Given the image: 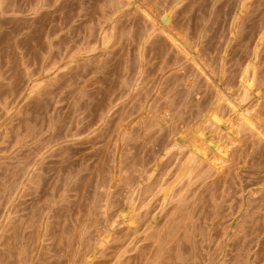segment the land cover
Listing matches in <instances>:
<instances>
[{
    "label": "rangeland",
    "instance_id": "rangeland-1",
    "mask_svg": "<svg viewBox=\"0 0 264 264\" xmlns=\"http://www.w3.org/2000/svg\"><path fill=\"white\" fill-rule=\"evenodd\" d=\"M39 1L0 0V264H264V139L225 100L224 166L159 191L187 151L216 160L191 131L217 89L264 129V0H143L206 73L142 0Z\"/></svg>",
    "mask_w": 264,
    "mask_h": 264
},
{
    "label": "bare ground",
    "instance_id": "bare-ground-1",
    "mask_svg": "<svg viewBox=\"0 0 264 264\" xmlns=\"http://www.w3.org/2000/svg\"><path fill=\"white\" fill-rule=\"evenodd\" d=\"M41 1V0H40ZM39 1V2H40ZM72 1V0H71ZM129 4H134L135 2H137L138 0H126ZM145 1V0H144ZM39 2H38V5H39ZM150 2V1H149ZM248 2H249V0H243L242 1V3H241V6H240V10H241V12H242V10L244 9V8H246L247 7V5H248ZM147 3V2H146ZM146 3H143V0L141 1V2H139L138 4H135L136 6L134 7V8H137V10H139V11H141L147 18H148V21H150L151 22V24H150V27L152 28V26H153V29L154 30H159L160 32H161V34H163V36L166 38V39H168L169 40V42H171V44H173V46H175L176 48H177V50L184 56V58L188 61V62H191V63H194L193 65L194 66H198V69H199V64H198V62H197V60L195 59V57H194V55H195V53L193 54L192 53V51H191V49H190V46H189V44L187 45V42H186V38H184V36H182V34H180V33H177V32H175L174 30H173V28H171V26L169 25V23L167 22V20L166 19H164V20H158V18H157V16H155L154 15V13H153V9L151 10L150 8H149V6H148V4H146ZM41 4H42V2H41ZM44 4V3H43ZM37 5V6H38ZM54 5V4H53ZM62 6V5H61ZM65 6V5H64ZM38 7H40V6H38ZM38 7L36 8V10L38 9ZM42 7V6H41ZM68 7V6H67ZM239 10V11H240ZM34 11H35V7H34ZM138 11V12H139ZM37 12V11H36ZM71 12V11H70ZM45 13V12H44ZM141 13V14H142ZM142 14V15H143ZM41 22V21H40ZM33 23H34V21H33ZM37 23V22H36ZM35 23V24H36ZM264 25V24H263ZM41 29V28H40ZM34 30V29H33ZM235 30V29H234ZM28 31V30H27ZM158 31V32H159ZM150 32V31H149ZM261 34H260V37H259V44L258 45H261V44H263L264 43V29H262V32H260ZM28 34V33H27ZM234 34V31L232 30V35ZM148 35V34H147ZM102 37V36H101ZM22 38V37H21ZM31 39V38H30ZM106 41V40H105ZM102 42V41H101ZM108 44V43H107ZM104 46H105V44H104ZM192 47V46H191ZM259 46H257V48H258ZM106 49V48H105ZM100 54V53H99ZM106 54V53H105ZM101 55V54H100ZM197 56V58H198V60L200 61L201 59H199V57H198V55H196ZM255 56H256V53H255V55H254V60L253 61H255ZM96 62V61H95ZM101 62V61H100ZM200 62H202V61H200ZM196 64V65H195ZM67 66V65H66ZM196 66V67H197ZM202 66V65H201ZM204 66V65H203ZM206 67V66H205ZM204 67V68H205ZM94 68V67H93ZM203 68V67H202ZM204 68L202 69V70H204ZM208 68V67H207ZM206 68V69H207ZM249 68H250V64H249V66H248V68H247V70H246V72H245V74H244V76H243V79H242V81H241V83L243 84V86H244V88H245V91L246 90H248V82H249V79H248V72H249ZM95 69V68H94ZM200 71H202L201 70V67H200V69H199ZM210 70V69H209ZM207 71V70H206ZM204 72H205V70H204ZM92 73V72H91ZM206 73V72H205ZM250 85V84H249ZM216 86V85H215ZM31 87V86H30ZM32 87H33V84H32ZM218 86H216V88H217ZM221 89V88H220ZM216 92H217V98H216V100L214 101V103H213V106H212V108H211V111H210V115H211V119L213 120V125H211V123H210V125L212 126V129L213 130H211L210 132H209V134H208V138L205 140L204 138H203V134H200V133H198L197 131H194V130H192L191 131V139H192V142H193V144L194 145H196V146H198V147H204V146H207V147H209L212 151H213V153L215 154V156H216V160L215 159H213L212 157H211V155H208V154H203V155H201L199 152H197L196 150H194V149H191V150H189V151H187V153H186V155L184 156V158H183V160H182V164L180 165V168L178 169V171L177 172H175L172 176H171V178L169 179V181H167V182H165L166 180L165 179H163V183H162V185H161V188H160V192H161V195H162V198H163V203H166L168 200H169V197L172 195V192H173V189L177 186V184L182 180V179H184L185 177H187L188 175H190V173L194 170V168H197V166L196 165H198L199 163H203V162H205V161H207L209 164H212V165H214L217 169H221L223 166H224V163L226 162V160L229 158V146L234 142H232L229 146H226L225 145V142H221V140H222V138H224V137H222L221 139H220V136H219V133H220V127H221V124L223 123V121H224V118L226 117H224L223 116V114H225L224 112L222 113L221 111H222V108H220V106H222L221 104H222V102H224V101H222V100H225L228 104H229V107L231 108V110H230V108H229V110L230 111H232L234 114H237L238 116H239V119L241 120V121H243L245 124H246V126L247 127H249V129L254 133V134H256V135H258V136H260V137H262L263 139H264V129L261 127V125H260V123L259 122H261V119H260V121L258 122V117L257 118H253L252 116H250L247 112L245 113V112H242L241 111V109L239 108V105L237 104V103H235L233 100H231L232 98H228L227 96H226V94H224L223 92H221L219 89H217L216 90ZM227 92V91H226ZM228 93V92H227ZM246 93V92H245ZM240 94H242V93H240ZM239 94V92H238V95H240ZM242 95H244V94H242ZM243 97V96H242ZM242 97H239L240 99H242ZM233 98H235V100H238L239 98L238 97H233ZM244 98H247V97H245L244 96ZM242 100H244V99H242ZM222 101V102H221ZM245 101V100H244ZM211 102V101H210ZM240 102V101H239ZM211 103V104H212ZM241 103V102H240ZM242 104H243V101H242ZM228 107V106H227ZM209 108L207 107V110H208ZM246 109V108H245ZM248 109H249V107H248ZM247 109V110H248ZM206 110V111H207ZM226 112V111H225ZM232 112H229V114L230 113H232ZM201 113H205L204 111L203 112H201ZM253 113V112H252ZM251 114V113H250ZM228 115V114H227ZM253 115V114H252ZM201 116H203V114L201 115ZM206 116V115H205ZM254 117H255V115H253ZM200 118H202V117H200ZM199 119V117L196 119V120H198ZM238 119V120H239ZM200 120L201 119H199V121H196L194 124H192V125H195L196 123H198V122H200ZM236 120H237V117H236ZM192 121V120H191ZM193 121H195V120H193ZM235 121V120H234ZM241 121H240V125H241ZM209 122V121H208ZM208 122H206L205 124L208 126ZM239 122V121H238ZM262 122H263V120H262ZM261 122V123H262ZM184 123V122H183ZM188 123H191V122H188ZM201 123V122H200ZM208 123V124H207ZM235 123V122H234ZM233 123V125L235 126V124ZM236 124H237V122H236ZM186 125V124H185ZM190 125V124H189ZM191 125V126H192ZM240 125H239V127H240ZM184 126V125H183ZM186 126H188V125H186ZM196 126V125H195ZM199 126V125H198ZM206 126V130H207V128L208 127H210V126H208L207 127ZM233 126V127H234ZM193 127V126H192ZM233 127H232V125H231V127H230V131L231 132H233ZM180 128V127H179ZM188 129H189V126L187 127ZM211 128V127H210ZM235 128V127H234ZM182 129V128H181ZM203 129H205V125L203 126ZM209 129V128H208ZM18 131V130H17ZM180 131H182V130H180ZM187 132L189 131V130H186ZM224 131V130H223ZM229 131V130H228ZM237 131V130H236ZM187 132H185V133H187ZM184 133V134H185ZM183 135V134H182ZM228 135V134H227ZM236 135H238V133H236ZM175 136V135H174ZM75 137V136H74ZM173 137V136H172ZM230 138V137H229ZM234 138V137H233ZM240 138V137H239ZM227 139V138H226ZM231 139V138H230ZM235 139V138H234ZM232 140V139H231ZM241 140V139H240ZM175 141V140H174ZM188 141V140H187ZM227 141V140H226ZM236 141H237V139H236ZM173 143V142H172ZM175 143V142H174ZM184 143H186V145H187V142H184ZM178 144V143H177ZM174 145H176V143L174 144ZM189 145V144H188ZM187 145V146H188ZM178 146H180L179 144H178ZM177 147V146H176ZM185 149V148H184ZM184 149H183V151H184ZM179 150V149H178ZM182 151V152H183ZM211 154V153H210ZM18 156V155H17ZM19 158H21V157H19ZM11 161V160H10ZM12 162V161H11ZM19 162V161H18ZM17 162V164H19ZM10 163V162H9ZM23 163V162H22ZM206 163V162H205ZM4 164V163H3ZM2 164V165H3ZM13 164H15V163H13ZM207 164V163H206ZM12 165V164H11ZM25 165H27V164H25ZM201 165V164H200ZM4 166V165H3ZM2 166V167H3ZM6 166V165H5ZM15 166V165H14ZM19 166H20V164H19ZM37 166V165H36ZM35 166V167H36ZM196 166V167H195ZM17 167H18V165H17ZM16 167V168H17ZM21 167H24L23 166V164H22V166ZM199 165H198V169H199ZM4 168V167H3ZM28 168V167H27ZM30 168V167H29ZM15 169V168H14ZM7 170V169H6ZM9 171V170H8ZM21 171H23L22 170V168H21ZM27 171V170H26ZM35 171H36V169H35ZM3 172V171H2ZM10 172V171H9ZM217 172H219V171H217ZM14 173H15V170H14ZM4 174H6L7 175V173H5L4 172ZM9 175H11V174H9ZM25 175V174H24ZM30 176V175H29ZM31 177V176H30ZM3 178V177H2ZM10 178V177H9ZM21 178H23V177H21ZM29 178V177H28ZM38 178V177H37ZM42 179V178H41ZM22 180V179H21ZM35 180V179H34ZM38 180V179H37ZM20 181V180H19ZM29 181H30V179H29ZM27 183V182H26ZM39 186H40V184H39ZM38 187V186H37ZM23 191V190H22ZM11 193H12V191H11ZM23 194V193H22ZM21 194V195H22ZM13 195V194H12ZM20 197V196H19ZM10 199H11V197H10ZM130 205H131V203H129ZM21 205V204H20ZM14 206V205H13ZM132 206V205H131ZM133 206H134V204H133ZM23 210V209H22ZM17 211V210H16ZM10 212V211H9ZM40 214V213H39ZM11 218V217H10ZM13 219H15V218H13ZM16 219H18V218H16ZM31 219V218H30ZM12 220V219H11ZM23 220V219H22ZM25 220V219H24ZM10 221V220H9ZM16 221V220H15ZM14 221V222H15ZM19 221V220H18ZM12 222V221H11ZM11 224H13V223H11ZM15 224V223H14ZM39 225V224H38ZM7 226H8V224H7ZM18 226V225H17ZM40 228V227H39ZM22 229V228H21ZM6 236V235H5ZM4 236V237H5ZM8 238V237H7ZM11 238V237H10ZM9 239V238H8ZM106 241V240H105ZM5 242V241H4ZM102 242V241H101ZM101 244V243H100ZM103 244V243H102ZM10 245V244H9ZM13 246H14V244H13ZM99 248V247H98ZM3 260H5V259H3Z\"/></svg>",
    "mask_w": 264,
    "mask_h": 264
}]
</instances>
